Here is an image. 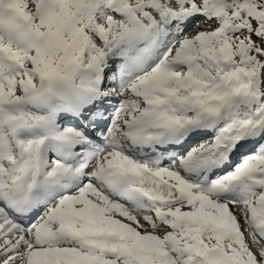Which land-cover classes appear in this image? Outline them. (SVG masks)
<instances>
[{
    "label": "snow or ice",
    "instance_id": "1",
    "mask_svg": "<svg viewBox=\"0 0 264 264\" xmlns=\"http://www.w3.org/2000/svg\"><path fill=\"white\" fill-rule=\"evenodd\" d=\"M0 264H264V0H0Z\"/></svg>",
    "mask_w": 264,
    "mask_h": 264
},
{
    "label": "rangeland",
    "instance_id": "2",
    "mask_svg": "<svg viewBox=\"0 0 264 264\" xmlns=\"http://www.w3.org/2000/svg\"><path fill=\"white\" fill-rule=\"evenodd\" d=\"M204 27V22H203V18H197L196 20L192 21L191 23L188 24V26L186 27V32L189 35H194L197 31H199L201 28ZM64 123H67L64 121ZM201 139H207L206 137H201ZM200 139V140H201ZM195 141V140H193ZM192 141V143H193Z\"/></svg>",
    "mask_w": 264,
    "mask_h": 264
},
{
    "label": "bare ground",
    "instance_id": "3",
    "mask_svg": "<svg viewBox=\"0 0 264 264\" xmlns=\"http://www.w3.org/2000/svg\"><path fill=\"white\" fill-rule=\"evenodd\" d=\"M65 122H67V123H72L71 120H66ZM205 137H206V136H205ZM200 139H201V138L195 139V141H193V144H198V143L200 142Z\"/></svg>",
    "mask_w": 264,
    "mask_h": 264
}]
</instances>
